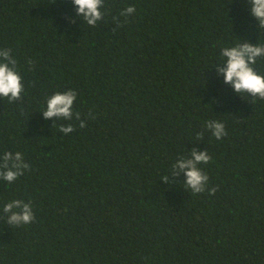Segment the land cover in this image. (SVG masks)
Listing matches in <instances>:
<instances>
[{
  "label": "trees",
  "instance_id": "trees-1",
  "mask_svg": "<svg viewBox=\"0 0 264 264\" xmlns=\"http://www.w3.org/2000/svg\"><path fill=\"white\" fill-rule=\"evenodd\" d=\"M102 11L91 27L71 0H0V48L24 83L20 101L0 97V156L30 165L0 179V264H264V100L215 69L223 47L264 43L247 0H105ZM254 67L264 75V57ZM68 89L84 128L43 118ZM211 119L226 136L206 130ZM193 148L212 157L199 194L183 173L161 181ZM15 199L31 203L32 223L7 224Z\"/></svg>",
  "mask_w": 264,
  "mask_h": 264
},
{
  "label": "clouds",
  "instance_id": "clouds-1",
  "mask_svg": "<svg viewBox=\"0 0 264 264\" xmlns=\"http://www.w3.org/2000/svg\"><path fill=\"white\" fill-rule=\"evenodd\" d=\"M75 7L76 15L88 26L95 27L98 21L104 19L105 0H71ZM248 11L256 21L258 30H264V0H247ZM135 12L134 6H128L120 16L128 17ZM74 22V21H73ZM241 41V40H240ZM221 62L215 67L218 75L223 77V83L230 86L234 93L245 99V94L253 99L264 100V75L256 70L259 58L264 57V43L240 42L235 46L223 47L220 52ZM17 60L12 55L10 48H0V97L6 98L9 103L20 101L24 91L23 77L17 70ZM78 93L73 89L64 92H55L46 99V108L42 111L44 119L71 121L75 117L80 121V128L86 126L80 119V113H74L73 106L77 100ZM206 130L210 131L216 139L227 135L225 124L211 119L205 123ZM75 131L74 126L69 123L60 125L59 132L65 135ZM197 139L203 137L204 133L196 134ZM212 157L206 150L197 152L193 148L189 157L178 158L171 166V176H163L161 181L168 183L172 177L183 173L186 176L184 184L192 194L203 193L209 177L203 171L201 164H208ZM30 165L25 161L21 152L5 151L0 156V179L12 183L18 177L24 175ZM214 194L217 188L208 189ZM3 213L7 215V224L22 226L34 221L35 216L30 202L15 199L3 206Z\"/></svg>",
  "mask_w": 264,
  "mask_h": 264
}]
</instances>
